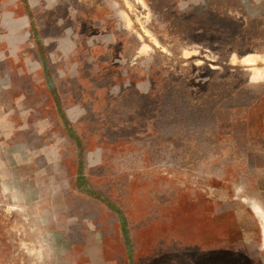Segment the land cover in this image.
I'll return each mask as SVG.
<instances>
[{"label":"rangeland","instance_id":"obj_1","mask_svg":"<svg viewBox=\"0 0 264 264\" xmlns=\"http://www.w3.org/2000/svg\"><path fill=\"white\" fill-rule=\"evenodd\" d=\"M0 264H264V0H0Z\"/></svg>","mask_w":264,"mask_h":264}]
</instances>
